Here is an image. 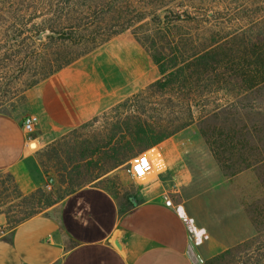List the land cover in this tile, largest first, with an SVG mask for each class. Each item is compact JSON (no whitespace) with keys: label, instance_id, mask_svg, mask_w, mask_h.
<instances>
[{"label":"trees","instance_id":"16d2710c","mask_svg":"<svg viewBox=\"0 0 264 264\" xmlns=\"http://www.w3.org/2000/svg\"><path fill=\"white\" fill-rule=\"evenodd\" d=\"M192 3L193 0H0V23L12 24L8 27L11 30L3 31L0 27V36L5 40L13 37L15 69L19 75L32 78L26 84L28 89L37 87L112 40L116 47L115 61L120 62L129 78L139 82L136 93L103 115L106 127L102 134L83 143L85 150L91 149L89 152L99 156L98 162L90 159L83 167L76 168L89 170L94 166L89 171L90 181L100 179L132 156L196 123L207 127L221 116L223 121L219 128H213L223 137L221 147L207 130L199 129L211 152L225 146L232 152L263 151V146L254 138L256 130L242 115L239 102L241 93L247 92V89L243 91L245 84L250 85V89L256 86L259 65L256 43H249L247 79L243 80L238 57L239 46L245 43L242 35L239 39L238 34H234L209 44L196 42L188 35L174 36L173 29L193 20L189 12ZM231 53L234 55L227 60ZM8 61L5 57L0 60V71H7ZM208 91L228 93L231 99L203 111L204 93ZM223 123L228 127L222 128ZM82 160L86 161V157ZM39 164L45 172L43 162ZM97 164L100 166L96 170ZM56 174L58 183L65 185L60 200L86 186L73 182L72 173L65 168L56 170ZM7 178L13 184L16 198L25 207H32L29 214L14 222L11 228L56 204L42 188L22 196L11 177L7 175ZM126 202L133 204L129 198ZM229 253L226 251L205 264H217Z\"/></svg>","mask_w":264,"mask_h":264},{"label":"crops","instance_id":"0c3cea01","mask_svg":"<svg viewBox=\"0 0 264 264\" xmlns=\"http://www.w3.org/2000/svg\"><path fill=\"white\" fill-rule=\"evenodd\" d=\"M94 72L76 62L38 85L29 114L37 119L36 137L23 131L24 117L0 113V173L11 177L22 196L46 181L37 146L108 108L116 86L93 81ZM190 129L153 148L164 163L163 175L145 187L135 204L122 205L95 185L81 187L2 231L0 264H202L247 239L252 226L243 191L239 204L234 187L244 173L224 178ZM166 180L173 181L178 196L164 197L167 192L160 189L170 185Z\"/></svg>","mask_w":264,"mask_h":264},{"label":"rangeland","instance_id":"374dc122","mask_svg":"<svg viewBox=\"0 0 264 264\" xmlns=\"http://www.w3.org/2000/svg\"><path fill=\"white\" fill-rule=\"evenodd\" d=\"M189 12L193 20L186 25L173 29L174 36L179 34L188 35L194 41L206 44L213 42V40L220 42L225 38H231L234 34L235 36L238 34L237 39H239L240 35L245 37V43H241L238 53V57H240L239 73L244 76L243 80L247 79L249 60L247 54L251 50L249 43H256L254 48L258 55L259 64L256 86L250 89L251 86L245 84L243 91L247 89V92L241 93L239 102L242 105V115L250 120L249 125L254 128V131H257L254 134L256 142L264 148V0H193ZM9 25L12 24L0 23L3 31L6 28V30H11V28H8L10 27ZM11 39L13 37L5 40V38L0 36V60H4V57L9 60L7 62V71H0V113L23 118L33 114L36 105L33 95H35L34 93L38 86L28 89L26 84L32 78L26 75H19L17 69H15V61L17 60L15 55L16 47L15 41ZM113 42L112 40L99 46L77 61V64L81 67L92 70L96 68V72L92 75L93 81L101 80L107 82L111 87L116 86L117 91L115 95H111L108 108L88 122L62 134L57 139L44 141L37 146L36 157L38 162L40 163L41 161L44 164L46 179L52 178L53 180L50 190H45L44 187L42 189L56 203L60 201V197L65 190V185L61 186L58 183L56 170L64 168L67 172L72 173L73 182L103 188L122 205H127L126 198L131 201H135L137 197L141 198L142 194L146 192L145 187L147 185L161 180L160 175L163 173L164 167L162 163L157 164L155 160H153L154 164L152 165V177H149L152 180L147 185L142 184L144 183L143 181H138L131 177L129 162L138 154L132 156L122 166L108 171L100 179L93 182L90 181L89 176L94 166L89 167V170L86 168L76 169L79 166L83 167L82 165L89 162L90 159L94 163L99 161L98 155H94V152H89L91 149L89 151L85 150L84 141H93L94 137L102 134L106 127V120L103 115L117 103L136 93L140 86L138 80L129 78L122 69L120 62L115 61L113 54H116V47ZM4 46L6 47L3 48ZM233 55L234 53L228 55L227 60H230L229 58ZM109 68L111 69L108 70ZM204 96L206 100L203 104L206 106L203 107V111L211 110L215 103L223 105L231 99V95L224 92L209 93L208 91V93H204ZM199 110H202V107ZM222 121L223 116L217 122L208 123L207 127L204 124L199 125L196 123L191 126L190 131H194L193 134L196 133L195 135L202 139L199 129L207 130L208 134L214 136L216 145L218 146V142H220L219 147H221L223 137H219L218 129L213 130V128L214 126L219 128V124ZM223 126L228 127L226 123H223L222 128ZM226 132L227 130H225ZM36 135L37 132L35 131L31 137H36ZM202 141L205 143L203 139ZM205 145V152H211L206 143ZM153 148L147 150L150 151V155L156 154V150ZM85 152H88L86 156ZM211 154L224 178L228 179L239 173H244L234 182V187H238L239 204L241 202V190L243 191V205L252 226V234L244 241L204 260L202 264L224 254L226 251H230V253L223 255V258L217 264H264V149L262 152H232L225 146L221 149L216 148V152H211ZM83 157H86V161L82 160ZM99 166L97 164L96 170ZM166 181H169L170 185L165 186L164 184L165 190L160 189L162 192H167L164 197L167 195L178 196V194L175 195L177 187L173 181ZM231 186L233 185L231 184ZM16 197L13 191V184L8 180L6 174L0 173V234L2 231L10 229L14 222L25 217L32 210L31 206L25 207L20 199ZM167 200L170 201L169 198ZM47 210L48 208L39 211V213ZM190 238H193L192 232L190 233Z\"/></svg>","mask_w":264,"mask_h":264},{"label":"built area","instance_id":"2783aa9c","mask_svg":"<svg viewBox=\"0 0 264 264\" xmlns=\"http://www.w3.org/2000/svg\"><path fill=\"white\" fill-rule=\"evenodd\" d=\"M37 119L33 115H27L23 118L22 120V129L23 131L27 134V136H31L34 131H35V126H36ZM150 151L140 153L136 156H134L130 160V175L133 179L135 180H141L144 183L142 184H148L152 178V172H153V164L154 161L158 163H162L164 167L163 161L159 158L157 152L155 155H150ZM53 184L52 178H47L44 184V189L45 190H50ZM167 205H170V201H166Z\"/></svg>","mask_w":264,"mask_h":264},{"label":"water","instance_id":"95a60500","mask_svg":"<svg viewBox=\"0 0 264 264\" xmlns=\"http://www.w3.org/2000/svg\"><path fill=\"white\" fill-rule=\"evenodd\" d=\"M132 202H133V204H135V201L134 200Z\"/></svg>","mask_w":264,"mask_h":264}]
</instances>
